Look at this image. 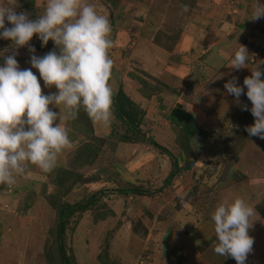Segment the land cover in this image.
<instances>
[{
  "label": "rangeland",
  "instance_id": "1",
  "mask_svg": "<svg viewBox=\"0 0 264 264\" xmlns=\"http://www.w3.org/2000/svg\"><path fill=\"white\" fill-rule=\"evenodd\" d=\"M32 1L17 0L16 11L27 12L31 19L42 15L47 0L37 6L30 4ZM123 1L126 4L122 0H85L107 16L115 30L125 24L118 19L133 16V32L139 38L146 36L143 46L138 47L140 41L133 51L119 50L112 55L116 66L123 68L120 77H148L151 93L156 88L163 90L164 83L171 101L165 98L160 106L154 99L144 105V141L137 137L133 142H122V135L129 129L114 116L110 126L92 121L103 144L96 161L88 165L71 163L75 146L90 139L87 127H78L71 119L67 129L70 139L76 137L71 141L74 148L62 152L57 160L61 163L58 166L73 173L69 192L34 165L24 173L28 172L34 182L31 192L16 195L14 189L21 186L17 181L15 187L0 189V264H62L56 240L57 207L90 199V206L77 211L67 224L63 246L70 264H236L233 258L213 251L211 220L219 202L236 197L256 210L249 230L254 238L253 251L246 264H264V139L249 136L245 130L254 123L246 88L236 101L224 87L233 77L243 86L250 69L264 61V17L249 19L258 0ZM259 3L264 4V0ZM184 33L199 36L197 44L183 45L182 52L174 54ZM33 38L35 42L30 44H38V36ZM198 43L210 50L199 53ZM213 43L230 46L226 50L221 47L227 58L224 63L212 53ZM239 44L249 51V68L237 71L227 64ZM10 45L0 44V51ZM3 62L0 56V65ZM260 68L264 72V64ZM176 69L180 76L174 74ZM190 103L193 105L188 109ZM178 105L195 114L198 125L207 130L204 136L191 140L192 151L187 153L177 142V129L167 117ZM244 106L248 110H243ZM129 134L136 135L132 131ZM151 139L177 157L180 169L170 180L174 162ZM133 187L142 193L120 192ZM49 194L53 205L47 200ZM4 213L14 214L16 227Z\"/></svg>",
  "mask_w": 264,
  "mask_h": 264
},
{
  "label": "clouds",
  "instance_id": "2",
  "mask_svg": "<svg viewBox=\"0 0 264 264\" xmlns=\"http://www.w3.org/2000/svg\"><path fill=\"white\" fill-rule=\"evenodd\" d=\"M17 7V0L0 5V39L11 41L8 49L0 51L4 59L0 65V186L14 185L29 165L51 173L59 155L72 147L64 121L76 119L81 108L94 123L104 126H110L114 116V93L109 84L114 67L109 49L114 42L109 18L85 0H47L44 13L35 19L27 12L18 13ZM262 17L264 4L258 0L249 19ZM34 36L42 46L51 40L55 47L43 56L35 55L30 44ZM239 45L227 64L237 71L249 68V51ZM21 47L33 53L31 68L21 69L16 59L19 53L15 50ZM10 50L11 54L5 55ZM260 64L264 61L250 69L243 86L233 77L224 87L236 101L246 88L254 123L245 130L249 136L264 139V72ZM32 68L39 72V78ZM40 79L44 87L57 91L44 94ZM61 106L66 115H62ZM243 110H248L247 106ZM255 211L241 197L224 198L216 205L211 215L215 254L246 264L253 251L254 238L249 230Z\"/></svg>",
  "mask_w": 264,
  "mask_h": 264
},
{
  "label": "trees",
  "instance_id": "3",
  "mask_svg": "<svg viewBox=\"0 0 264 264\" xmlns=\"http://www.w3.org/2000/svg\"><path fill=\"white\" fill-rule=\"evenodd\" d=\"M6 42H9V40L0 39V44ZM50 44L51 43L48 42L46 46H42V41L39 39L36 48L40 51H44L47 49V47L48 48L52 47ZM141 84H142L141 88L143 92L150 96L152 93L148 92L149 90L148 81L142 80ZM113 93L114 95H113L112 110L114 113V117L118 121L121 120L124 123V125H126V127L129 129V131H127L126 134L122 135L121 141L133 142L134 138L138 139L137 137H141V141L146 140V133H143L142 131V124L145 118L143 108H141L138 105V103L131 97V95L127 93V91H125L122 85H120L116 91H113ZM167 117L171 121V124H173V126L176 127L177 142L179 143L183 151H185L186 153L192 151L191 140L197 138L198 136H204L206 134L207 130L202 128L200 125H198L195 116L191 112L182 108V106L180 105L173 108L171 112L167 115ZM74 120L75 123L78 125V127L79 124L80 125L83 124L87 127V132L90 139H87V141L84 142L83 144H78V146H75L76 148L73 151L74 158L71 160V163L72 165L77 164L76 166H78L79 164L81 165L92 164L94 161H96L99 154V150L102 148L101 145L103 144V140H102L103 138L95 134L93 128V122L88 117V115L83 110V108L80 109L77 118L72 119V121ZM130 131H132L133 134L134 133L136 134L135 137L129 134ZM74 138L76 139V137H73L71 141H74L73 140ZM147 139L150 140L149 138ZM151 141L156 146V148L160 149L163 153L168 154L174 162L175 168L172 169V171L168 176L169 177L168 179L170 180L176 175V173L180 169V166L177 161V157L174 155L173 152H171L168 148H166L162 144L154 141L153 139H151ZM53 171H56L55 173L57 174L55 178H53L52 176ZM53 171L51 173H48L50 181L53 182L56 186H65L66 187L65 193L69 192L71 189L70 186L74 184V183L68 184L70 178L73 176L71 170H69V168H64L62 166H56V168ZM75 175L76 178L80 177V173L77 170ZM120 192L123 194L142 193L141 189L136 187L125 188L120 190ZM47 200L52 205L54 204L51 194L47 196ZM92 202L93 199H90L89 201L82 204L77 203L75 205H70L68 203H63L57 207L58 221L56 223V226H57L58 235L56 240L59 243L60 262H62V264H70V259H71L66 255V251L63 246V239L66 233L69 219L77 211L78 212L85 211Z\"/></svg>",
  "mask_w": 264,
  "mask_h": 264
},
{
  "label": "crops",
  "instance_id": "4",
  "mask_svg": "<svg viewBox=\"0 0 264 264\" xmlns=\"http://www.w3.org/2000/svg\"><path fill=\"white\" fill-rule=\"evenodd\" d=\"M4 1L5 0H0V5L5 4V3H3ZM43 2H44V0H33L30 4H33V5L37 6V5H39V4L43 3ZM122 3L123 4H126V2L123 1V0H122ZM122 13L126 14L125 12H122ZM123 21L125 22V24L123 26H121L120 29H117V30H115L114 27L111 24L112 31H111L110 39L114 42L113 43V47L109 49L110 58L114 61V67H113V70H112V76H111V79L109 81V84H110L111 88L113 89V91H116L119 88V86L122 85L124 87L125 91H127V93L131 95V97L138 103V105L141 108H144L145 107L144 105L151 104L154 99H155V101L158 102V104L160 106L162 105V103H163V101H164L165 98H166L165 101L167 99H170L168 101H171V98H168V97H171V95H168V93L166 91H164L165 90V84L164 83H162L163 84L162 85L163 86V90H162V88H156L153 91L154 93H152L149 96V95L145 94L143 92L142 88H141L142 87V84H141L142 83V80H148V77L144 76L143 78L142 77L141 78H139V77L132 78L131 75H130V78L129 79L127 78V76H125L126 78L125 77L124 78L123 77L122 78L120 77V75L121 74L123 75V73H124L123 68L121 69L122 66H116L115 60H114V58H113L112 55L114 53L118 52L119 50H121L122 52L123 51L129 52L130 51L129 49H131V51H133V48H135V44H136V47H137V45H138V43L140 41L141 42L138 45V47L143 46V40L145 39V36H146V34H145L144 38L143 37L142 38H139L140 36H138L136 32H133L134 22L136 21L133 18V16L125 15V16H123V18L121 17V19H118V22H123ZM129 25H131V28L130 29H127ZM134 35L136 37H134ZM196 37H199V36H197L196 34H194V35L193 34H188L186 36V34L184 33L183 36H182L181 41L177 45V48L174 49V51L176 50V52L174 54L182 52V50L180 49V47L181 46L184 47L183 45H185V47H192L194 45L193 47H195V45L197 44V40H195ZM198 40H199V38H198ZM31 41H34V38ZM31 41H30V43H31ZM7 43H11V41L6 42V43H3V45H5ZM49 43H51L50 45L53 48L55 47L53 41H50L49 40ZM31 45L35 48L36 51H35L34 54L37 55V56H43L47 52L53 50L52 47L51 48H48L47 47L46 50L40 51V50H38L36 48L37 47V44H33L32 43ZM198 45H199L198 46L199 49L197 48V51L199 53L201 51L202 52L203 51L204 52H208L210 50V49H204L203 48L204 46L203 45H200L199 43H198ZM219 45L220 44H218V45H216L215 43L212 44V47H214L212 53L215 52L220 58H222L221 63H224V60L227 59V58L222 53L224 52V50L228 49L230 46H225V44L224 45H220V46ZM146 47L147 48L149 47L148 43H147ZM150 49L153 50L152 47ZM220 49H222L221 50V53L219 52ZM136 50L138 51L140 49L138 48ZM15 51H18V53H19L16 56V59L18 60L21 69L31 68V64L29 63V61H30V57H31V55L33 53H30L27 47H21L18 50H15ZM157 52H159V51H157ZM161 52L163 53L164 51H161ZM153 53H156V51H153ZM211 60L213 61L212 58H211ZM216 64L218 65L219 63H216ZM143 67H146L145 64L143 65ZM172 68L174 69L175 66H173ZM32 71L39 78V72L35 68H32ZM174 74L180 76V74L178 72V69H176V71L174 72ZM160 77H161V75H160ZM175 79H176V77H175ZM40 83H41L42 90H43V93L44 94H49L50 92H56L57 91V89L55 87H53L51 89H48V88L44 87L43 80L42 79H40ZM193 93L194 92H192V94ZM212 95L214 96V94H212ZM196 97H198V96H196ZM201 97H203V96H201ZM180 101H179V103H180ZM163 105H164V103H163ZM190 105H193V103H190ZM50 108H52V110H54L56 112H59L60 111L59 108H55V107H53L51 105H50ZM66 112H67V110L64 109L63 106H61V113H62V115H66ZM193 115L196 116L195 114H193ZM58 122L59 121H57V123ZM69 122H70V119L65 120L63 126H65L67 128ZM73 146H74V143H72V147L70 148V150L72 148H74ZM67 151H69V149L65 150L64 152L66 153ZM64 152H63V154H64ZM60 164H61L60 162H57V166L60 165ZM36 168H38V167H36ZM27 174H28V172H27ZM26 175L23 174L22 176H18L16 178V181L18 183H20V185H21L18 188H15L14 189V192H16V195H18V196L23 195L25 193V191H29V192L32 191L30 189H31L32 184H34V182H32L33 180H31V178H29V177H31L30 175H27V176ZM6 187L9 188V186H0V189H5ZM12 187H15V184L12 185ZM4 211L6 212L7 210H4ZM4 214H5V219L6 218L9 219V217H10L12 219L11 222L13 223L14 227H16V222H15V218L16 217L14 216V214L13 213H11V214L4 213ZM5 219L2 220L3 223H4Z\"/></svg>",
  "mask_w": 264,
  "mask_h": 264
}]
</instances>
